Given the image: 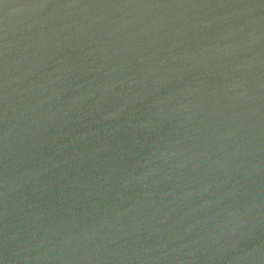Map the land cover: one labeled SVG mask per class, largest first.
<instances>
[{
    "label": "water",
    "instance_id": "obj_1",
    "mask_svg": "<svg viewBox=\"0 0 264 264\" xmlns=\"http://www.w3.org/2000/svg\"><path fill=\"white\" fill-rule=\"evenodd\" d=\"M0 264H264V0H0Z\"/></svg>",
    "mask_w": 264,
    "mask_h": 264
}]
</instances>
